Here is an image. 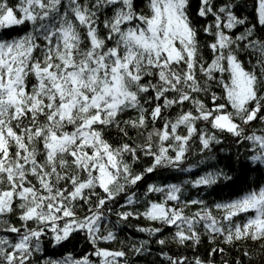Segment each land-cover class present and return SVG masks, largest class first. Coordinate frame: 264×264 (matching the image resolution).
<instances>
[{"label":"snow or ice","instance_id":"1","mask_svg":"<svg viewBox=\"0 0 264 264\" xmlns=\"http://www.w3.org/2000/svg\"><path fill=\"white\" fill-rule=\"evenodd\" d=\"M225 135L264 168V0H0V264H139L153 245L162 264H217L241 241L264 257V185L187 196L232 180L194 174ZM164 172L194 178L150 182ZM81 234L90 252L45 255ZM204 239L225 247L164 251Z\"/></svg>","mask_w":264,"mask_h":264},{"label":"trees","instance_id":"2","mask_svg":"<svg viewBox=\"0 0 264 264\" xmlns=\"http://www.w3.org/2000/svg\"><path fill=\"white\" fill-rule=\"evenodd\" d=\"M257 127H259V125H257ZM224 139L225 142L222 145H218L216 150H214L215 159L210 161L208 165H202L201 168L195 169L194 174H203L201 169L213 171L214 169L211 168V164H216L219 168L224 169V171L232 177V180L223 181L212 188L195 189L188 187V197L194 199H204L208 205H212L213 202L218 203L236 199L247 192L250 186L251 188H256L258 184L264 185V168L252 171L245 167V165L248 163L247 157L249 154L247 146L235 144L233 142V138L228 135H225ZM194 159L193 161H189V163L194 162ZM194 174L164 172L162 175L154 177L150 182L182 183V181L185 179L194 178ZM141 191H143V189H141ZM195 210V206L189 209V211ZM215 214L219 215L218 212H215ZM130 224L137 226H149V222L144 221L143 219L139 221L133 219L130 221ZM171 232L172 229H166L165 235H168ZM132 237H135L137 241L140 239H148L147 234L134 232L132 228H126L119 234V241H124L126 244ZM119 241L102 246L119 248L122 246ZM215 246L225 247L220 239H217L215 244H212L207 239H204L202 244L196 249L178 247L176 244L172 243L166 246L164 251H170L171 254L186 255L189 258H191L194 254H199L201 258L207 259L209 250ZM152 248L153 251L150 256H147L146 258H136L138 259L139 264H150V262L153 260L156 261V264H162L161 260L157 259L160 246L153 245ZM244 250H249L250 252L256 253L255 264H264V257L260 255L259 244L253 241L238 242L234 249H228L224 255H217L214 257V259L217 261V264H220L222 259L229 261H232L233 259H240L242 264H248V261L242 255ZM90 251L91 246L86 241H84L83 235L81 234L76 241H73V243L68 246L67 249L48 247L45 255H50L51 258H58L61 254L67 255L68 252H73L76 256H79L84 252ZM163 264H166V262H163Z\"/></svg>","mask_w":264,"mask_h":264}]
</instances>
